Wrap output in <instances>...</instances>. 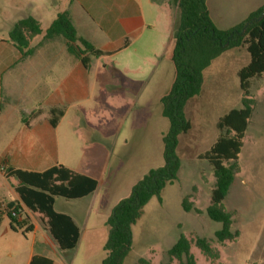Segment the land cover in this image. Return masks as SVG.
Wrapping results in <instances>:
<instances>
[{"label": "rangeland", "instance_id": "obj_1", "mask_svg": "<svg viewBox=\"0 0 264 264\" xmlns=\"http://www.w3.org/2000/svg\"><path fill=\"white\" fill-rule=\"evenodd\" d=\"M69 1L0 0V41L9 40L16 23L29 16L40 18L42 28L46 30L59 13L68 9ZM261 1L264 4V0ZM214 23L221 29L237 24L220 18ZM159 33L165 34L164 27ZM174 33L175 30L171 38H174ZM161 34L157 36V42L168 41L169 36L164 39ZM59 39L66 43L63 38ZM134 55L145 57L147 52L138 46ZM132 62L135 67L142 63L136 58ZM249 62L250 55L246 49L237 48L223 53L206 69L202 93L186 106L192 130L180 136L178 179L162 191L161 200L154 197L145 207L144 214L133 227V247L124 264H139L141 259L149 264H179L170 260L168 251L181 234L193 242L198 237L207 238L220 251V258L211 260L193 243L192 252L197 264H264V77L253 81L251 93L256 106L240 156L241 172L224 201L227 211L233 215V230L239 231L240 236L224 245H220L215 237L221 224L212 221L206 213L215 185L213 168L208 161L199 159V155L208 151L219 135L218 120L229 111L242 107L238 73ZM169 67L174 72L172 61L165 57L158 64L154 78L139 87L129 86L110 71L105 75L106 83H103L104 78L102 81L92 79L93 99L82 107L86 121L80 122L71 113L63 128L71 132L69 144H75L77 148L83 140L112 143L114 156L109 166L74 165L78 170L105 179L106 184L97 194L86 199L57 198L55 204L57 211L74 215L82 238L76 249L64 254L58 255L49 248L44 252L37 245L34 234L24 236L22 230L14 232L10 228V219L6 218L0 226V264H29L32 252L48 256L54 264L102 263L109 234L107 207H115L128 198L133 185L151 169L164 165L163 137L170 123L163 117L161 98L171 86L165 75ZM142 71L146 76L152 72L148 63L143 64ZM104 84L108 89L106 93L100 91ZM110 88H115V91ZM72 120L81 124V133L74 132L69 123ZM104 170L107 171L106 177H102ZM10 196L9 187L0 180V199L8 200ZM186 196L191 197L201 214L184 210ZM30 221L40 222L34 214Z\"/></svg>", "mask_w": 264, "mask_h": 264}, {"label": "trees", "instance_id": "obj_2", "mask_svg": "<svg viewBox=\"0 0 264 264\" xmlns=\"http://www.w3.org/2000/svg\"><path fill=\"white\" fill-rule=\"evenodd\" d=\"M176 6L179 21L169 53L175 75L169 91L161 99L163 117L170 123L169 130L163 137L164 165L151 169L132 187L131 195L114 207L107 220L109 234L104 245L106 256L101 264L125 263L133 247V227L141 219L145 207L154 197L161 200L162 191L178 179L181 168L178 155L180 136L192 130L186 106L202 93L206 69L223 53L245 48L250 55V62L238 73L242 107L229 111L218 120L219 135L215 143L208 151L199 155V159L209 162L214 172L215 185L206 213L212 221L221 224V229L215 233L216 241L224 245L240 236L239 231L233 230V215L227 211L224 201L236 176L241 172L240 156L256 106L251 93L253 81L264 77V6L230 29H221L215 25L209 13L208 0H177ZM42 33L40 22L29 16L16 23L9 38L22 55L27 57L33 52L29 49L31 40ZM57 38L66 41L69 53L78 58L86 68H89L92 58L106 55L79 35L70 10L59 13L44 35L46 40ZM63 116V110L51 109L52 126L57 127ZM4 173L6 178L19 181L15 188L18 200L0 199V226L9 218L10 228L14 232L22 230L24 236L33 232L35 225L30 221L29 215H13L23 205L30 213L39 217L41 226L50 233L61 254L76 249L81 230L70 215L56 211V199L86 198L97 191L99 181L64 165L44 172L7 168ZM190 199V196L184 198V210L201 214L202 211L194 207ZM193 243L206 258H220V251L209 239L198 237L193 242L185 234H181L168 251L170 260L178 261L179 264H197L192 252ZM29 264H54V261L36 254ZM139 264L149 262L141 259Z\"/></svg>", "mask_w": 264, "mask_h": 264}, {"label": "crops", "instance_id": "obj_3", "mask_svg": "<svg viewBox=\"0 0 264 264\" xmlns=\"http://www.w3.org/2000/svg\"><path fill=\"white\" fill-rule=\"evenodd\" d=\"M176 1L70 0L67 10L71 11L79 35L106 53L100 58H92L89 68L69 53L67 44L61 39H44L47 29L55 20L46 30L41 26L43 33L31 40L29 49L33 52L30 56L24 57L10 38L0 41V180L10 189L11 198L7 201L18 200L15 188L19 184L15 178H6L4 170L7 168L44 172L64 165L99 181V187L92 195L105 186V179L78 170L74 165L109 166L114 156L112 143L83 140L77 148L75 144H69L71 132L65 131L63 126L71 113L80 122L86 121L82 107L93 99V78L101 81L104 78L103 83H106L105 75L110 71L129 86L138 87L154 78L158 64L169 57L172 48L171 36L179 21ZM263 6L261 0H208L209 13L214 22L220 18L234 21L236 25ZM33 17L41 24L40 18ZM162 27L165 29L164 35L159 33ZM159 34L164 39L169 36L168 41L157 42ZM138 46L147 52V56L137 58L134 55ZM135 58L142 62L140 66L135 67L132 62ZM144 63L150 65V76L142 71ZM165 75L166 81L172 85L175 71L171 67L166 68ZM105 85L101 87L102 93L108 90ZM110 90L115 91V88ZM51 109L64 111L57 127L50 122ZM69 123L75 133H81L80 123L76 120ZM106 174L104 170L102 177H106ZM113 209L112 206L107 207V220ZM60 213L70 215L79 226L74 215ZM32 215L30 213L29 217ZM33 224L35 227L31 233L36 236L37 245L42 251L49 248L61 254L56 242L40 222ZM34 255L36 253L32 252L29 263Z\"/></svg>", "mask_w": 264, "mask_h": 264}, {"label": "built area", "instance_id": "obj_4", "mask_svg": "<svg viewBox=\"0 0 264 264\" xmlns=\"http://www.w3.org/2000/svg\"><path fill=\"white\" fill-rule=\"evenodd\" d=\"M21 214L30 215V212H29V210L25 206L22 205L17 211H14L13 212V215L14 216H19Z\"/></svg>", "mask_w": 264, "mask_h": 264}]
</instances>
